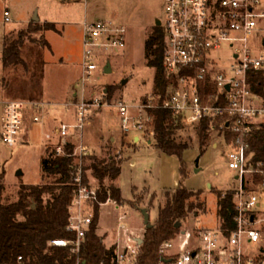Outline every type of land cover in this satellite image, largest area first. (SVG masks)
Masks as SVG:
<instances>
[{
    "label": "rangeland",
    "instance_id": "374dc122",
    "mask_svg": "<svg viewBox=\"0 0 264 264\" xmlns=\"http://www.w3.org/2000/svg\"><path fill=\"white\" fill-rule=\"evenodd\" d=\"M6 9L10 10V20L5 17ZM165 14L166 0H0V179L4 171L6 201L18 198L21 184L43 182L42 159L47 146L56 140L54 137L49 140L46 134L55 130L62 121H77L78 108L72 104L79 103L82 98L87 102L102 98L108 103L91 106L85 127L77 132L82 135L75 139V143L84 142L89 154L104 156L110 150L122 157V172L117 181L126 200L101 205L97 232L107 246H123L130 237H141L146 226L139 207L142 201L144 207L150 208L151 221L157 219L160 201L167 198V193L160 183L162 150L156 144L155 129L154 132L152 129L146 132L135 129L126 134L116 103L123 99L138 106V102L152 94L155 68L147 63V38L158 19H164ZM37 17L39 19H35ZM99 18L125 25L127 44L121 50L102 53L98 67L85 81L82 78L84 22ZM48 21L54 22L56 28L33 31L22 48L24 62L5 67L2 60L5 34L10 31L18 33L31 22ZM259 34L260 30H255L249 40L255 49ZM216 54L224 67L229 68L236 62L234 48L229 44ZM108 62L111 63V71L105 70ZM111 84H117V88L109 97L107 91ZM74 91H77L75 96ZM9 99L47 103L39 110L28 107L29 113L37 110L41 118L38 121H32L31 117L25 120L23 137L14 146L1 138L2 116L6 111L4 101ZM172 129L178 139L191 142L189 155L195 158L201 154L198 129L185 124ZM211 133L214 142L204 153L208 154L209 161L201 165L205 166L202 172L211 184H205V193L202 194L208 201V209L199 216L191 213L181 231L195 230V227L221 228L218 196L211 187L226 191L240 184L238 170L229 166L232 146L220 135L221 131L211 130ZM136 135L140 140H136ZM86 172L89 181L97 183L92 171L87 169ZM260 200L264 211V190L260 191ZM136 205H139L138 209ZM125 213L128 216L122 218ZM141 226L144 227L142 230ZM258 247L259 243L245 240V251L253 252Z\"/></svg>",
    "mask_w": 264,
    "mask_h": 264
},
{
    "label": "built area",
    "instance_id": "2783aa9c",
    "mask_svg": "<svg viewBox=\"0 0 264 264\" xmlns=\"http://www.w3.org/2000/svg\"><path fill=\"white\" fill-rule=\"evenodd\" d=\"M5 17L11 19L9 9ZM162 24L166 34L164 66L170 82L160 105L172 110L187 127L198 129L204 118L211 119V129L221 131L220 135L232 146L229 166L238 170L240 184L234 192L237 225L229 234L222 228H203L198 233L182 230L177 237L163 241L158 264H264V211L260 200V191L264 190V160L254 161L253 153L249 152L254 126L264 125V0H166ZM255 30H260L256 49L249 44ZM83 36L82 78L87 81L103 58L102 53L126 46L127 29L107 18L86 20ZM225 44L234 48L236 62L229 68L220 64L216 54ZM208 85L214 89L208 91ZM104 102L108 100L96 98L87 102L82 98L76 103L77 121H62L46 134L49 140L56 139L57 154L66 153V146L74 144L73 154L79 160L68 225L76 235L47 241L49 246L68 247L78 254L77 259L41 262L20 254L0 264H89L79 253L93 221L89 201L97 198L98 191L95 183L84 179L83 160L90 153L89 148L84 142L76 144L75 139L82 135L77 132L85 127L91 106ZM4 103L1 138L14 146L23 137L25 120L28 117L40 120L36 111L44 103L21 99ZM116 104L126 134L135 129L154 132L156 114L151 109L158 105V98L153 93L138 102V106L123 99ZM28 107L37 110L29 113ZM109 203H117L111 192L101 205ZM246 239L259 243L258 249L245 251ZM140 245L138 237H130L123 246L117 245L118 263L136 264Z\"/></svg>",
    "mask_w": 264,
    "mask_h": 264
},
{
    "label": "trees",
    "instance_id": "16d2710c",
    "mask_svg": "<svg viewBox=\"0 0 264 264\" xmlns=\"http://www.w3.org/2000/svg\"><path fill=\"white\" fill-rule=\"evenodd\" d=\"M56 28L54 22H31L18 33L10 31L5 34L2 60L5 67L18 66L24 62L22 48L24 42L33 31ZM165 28L156 23L147 38V63L155 68L152 93L158 98V105L151 109L156 114L155 138L157 146L164 152L177 155L181 160V184L174 189L167 188V198L160 201L159 213L152 226H145L140 234L143 241L136 264H158L161 260L160 246L166 239L174 238L181 231L191 213L199 216L208 209L204 191L192 189L184 183L188 176L184 152L192 146L191 142L178 139L173 131L174 126H183L174 112L160 105L164 98L170 77L164 66ZM47 43V41H45ZM117 84L109 85L107 96L114 94ZM213 90V86L206 87ZM217 125L219 121L215 120ZM211 119L204 118L198 127L201 154L214 142L211 133ZM230 133L228 137L230 138ZM56 141H52L43 156V182L23 183L19 186V196L13 201H6L4 189V171L0 179V262H7L23 254L28 260L41 262L75 261L78 254L66 246H49L47 241L53 237L72 238L76 233L69 229L71 204L76 187L78 156L73 154L74 144L66 146V153L57 154ZM249 152L253 153L254 161L264 160V125L254 126L250 137ZM84 179L89 181L87 169L97 179L98 195L89 204L93 211V221L82 243L79 256L89 264H119L117 245L107 246L103 237L97 232L101 212V202L111 192L118 202L125 201L121 187L115 182L122 172V157L110 150L106 155L96 153L84 158ZM218 196V214L221 228L229 234L236 227L237 214L234 202V189L223 190L211 187ZM155 197L150 200L153 204ZM180 223L178 225L177 223ZM201 229L195 227V233Z\"/></svg>",
    "mask_w": 264,
    "mask_h": 264
},
{
    "label": "crops",
    "instance_id": "0c3cea01",
    "mask_svg": "<svg viewBox=\"0 0 264 264\" xmlns=\"http://www.w3.org/2000/svg\"><path fill=\"white\" fill-rule=\"evenodd\" d=\"M75 94H77V91H76V93L74 91L73 95L75 96ZM42 103H44V105L45 104L47 105V103L45 101H42ZM70 104H71V102H70ZM72 105L76 106V104H72ZM3 117H4V115L2 116V121H3ZM136 140H140V136L139 135H136ZM149 142H152V141L149 140ZM188 151L189 150L187 148L185 150V152H184V159L186 161L187 170H188V176L184 179V183L188 187H190L192 189H201V190H203L206 187L205 184L208 183V179L206 178L205 174L202 172V170H204L205 166H201V165H204L205 163H207L209 161L208 160L209 156H208V154H205V155L204 154H200V155H198L197 157L194 158V155H191V154L189 155ZM161 154H162V157H161V159H162V168H161V171H160V183H161V186L165 187L163 189H167V188L174 189V188H177L181 184V179H182V175H181L182 163H181V160L179 159L178 156H177L178 157L177 158V157H174V155H166V152L164 153V151H162ZM198 158L201 160V161L199 160V163H198ZM117 180L115 182L119 185ZM210 185L211 184H209V186ZM143 202L144 201H142V204L140 206L136 205V208L139 206L141 209H143L144 208L143 205L145 204ZM142 211L143 210H141V214H142L143 219H144V215H143ZM139 228L143 229L144 227L141 226Z\"/></svg>",
    "mask_w": 264,
    "mask_h": 264
},
{
    "label": "water",
    "instance_id": "95a60500",
    "mask_svg": "<svg viewBox=\"0 0 264 264\" xmlns=\"http://www.w3.org/2000/svg\"><path fill=\"white\" fill-rule=\"evenodd\" d=\"M35 19H39V18L37 17ZM157 23L158 24H162L161 19H158ZM105 70L106 71H111L112 70L111 63L110 62H108V64L105 66ZM199 160L200 159L198 158V163H199ZM142 210H143V213H144V221H145V224L147 226H152L153 225V222L151 221V218H150V209L148 207H144ZM177 224L180 225L179 222ZM138 241L140 243H142L143 238L142 237H138Z\"/></svg>",
    "mask_w": 264,
    "mask_h": 264
},
{
    "label": "flooded vegetation",
    "instance_id": "af4514ba",
    "mask_svg": "<svg viewBox=\"0 0 264 264\" xmlns=\"http://www.w3.org/2000/svg\"><path fill=\"white\" fill-rule=\"evenodd\" d=\"M161 21H162V19H161Z\"/></svg>",
    "mask_w": 264,
    "mask_h": 264
}]
</instances>
